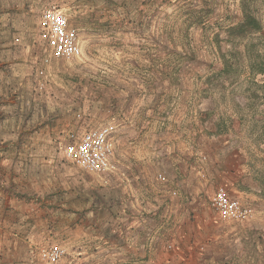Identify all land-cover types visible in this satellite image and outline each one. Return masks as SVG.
<instances>
[{
    "label": "crops",
    "instance_id": "obj_1",
    "mask_svg": "<svg viewBox=\"0 0 264 264\" xmlns=\"http://www.w3.org/2000/svg\"><path fill=\"white\" fill-rule=\"evenodd\" d=\"M26 10L23 0H0V81L33 75L35 44L6 19ZM12 30L19 33L9 39ZM15 91L0 88V96ZM215 95L193 99L198 120L186 130L181 119L155 115L139 134L131 131L138 121L122 125L118 144L141 140L142 153L134 148L130 167L119 165L106 185L85 180L87 188L73 187L71 169L52 153L48 109L33 116L30 105L0 103V262L48 264L38 247L59 241L69 256L55 264H263L264 98L228 110ZM218 187L252 205L253 216L221 221L211 204Z\"/></svg>",
    "mask_w": 264,
    "mask_h": 264
},
{
    "label": "rangeland",
    "instance_id": "obj_2",
    "mask_svg": "<svg viewBox=\"0 0 264 264\" xmlns=\"http://www.w3.org/2000/svg\"><path fill=\"white\" fill-rule=\"evenodd\" d=\"M23 4L27 10L22 16L6 19L23 25V36L35 44L37 64L27 80L12 76L0 81V88L16 90L0 96V103L30 105L35 107L29 113L33 116L48 109L54 128L52 153L71 169L73 187L106 185L118 175L119 165L130 167L135 150L142 153L143 142L134 147L117 140L119 131L126 129L122 125L132 119L138 121L131 127L133 134L141 133L153 115L168 123L181 119L186 130L198 120L193 99L203 98L206 91L215 93V101L228 110H238L239 102L254 107L263 103L264 77L258 71L264 64V0H23ZM44 7L62 9L80 27L81 57L41 62L45 48L36 42L40 37L36 25ZM246 14L256 18L259 30L247 26L248 32L241 34L236 28ZM18 33L12 30L7 35L11 39ZM16 49L19 52L20 47ZM243 114L252 119V110ZM108 123L116 126L118 169L100 174L105 177L79 176L81 168L62 154L66 134ZM56 243L68 252L67 245ZM261 261L264 264V255Z\"/></svg>",
    "mask_w": 264,
    "mask_h": 264
},
{
    "label": "built area",
    "instance_id": "obj_3",
    "mask_svg": "<svg viewBox=\"0 0 264 264\" xmlns=\"http://www.w3.org/2000/svg\"><path fill=\"white\" fill-rule=\"evenodd\" d=\"M37 25L40 33L38 42L45 53L41 62L48 64L51 59L71 60L83 54L80 27L71 22L70 17L59 8L44 7ZM116 126L105 124L83 132H69L62 146L63 157L74 163L82 171L104 174L118 169L116 153ZM176 195L175 191L171 192ZM211 204L223 222H241L250 219L254 208L248 202L233 197L223 188L215 189ZM40 257L48 264L60 262L66 255V248L53 244L40 249Z\"/></svg>",
    "mask_w": 264,
    "mask_h": 264
},
{
    "label": "trees",
    "instance_id": "obj_4",
    "mask_svg": "<svg viewBox=\"0 0 264 264\" xmlns=\"http://www.w3.org/2000/svg\"><path fill=\"white\" fill-rule=\"evenodd\" d=\"M247 26H248V27H252V28H254V29H256V30H259V29H260V24H259V22L256 20V18L253 17V16H251V15H248V14L245 15L243 22H242L241 24H239L238 26H236V28H237L238 30H240L241 34H242V33L245 34L246 32H248V31L246 30V28H245V27H247ZM227 66H228V65H226V67H227ZM258 73L261 74V75L264 77V64H261V68H259ZM262 83L264 84V79H263Z\"/></svg>",
    "mask_w": 264,
    "mask_h": 264
}]
</instances>
